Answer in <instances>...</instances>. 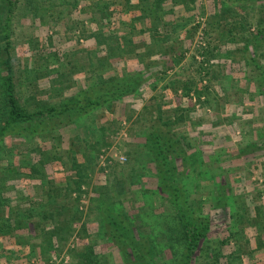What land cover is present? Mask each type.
Segmentation results:
<instances>
[{
  "label": "rangeland",
  "instance_id": "374dc122",
  "mask_svg": "<svg viewBox=\"0 0 264 264\" xmlns=\"http://www.w3.org/2000/svg\"><path fill=\"white\" fill-rule=\"evenodd\" d=\"M142 1L16 0L11 64L23 110L60 106L91 86L107 97L111 78L141 77L112 109L19 121L0 137V264H81L77 254L88 249L89 264H185L175 170L164 171L172 185L162 192L156 125L194 155L178 183L183 221L211 219L194 264H264L248 226L264 218V0ZM5 6L0 0V30ZM3 45L0 35V128L9 108ZM48 179L67 207L41 223L70 221L51 244L35 226L44 220L38 208H55ZM105 206L125 211L136 238L105 227Z\"/></svg>",
  "mask_w": 264,
  "mask_h": 264
},
{
  "label": "trees",
  "instance_id": "16d2710c",
  "mask_svg": "<svg viewBox=\"0 0 264 264\" xmlns=\"http://www.w3.org/2000/svg\"><path fill=\"white\" fill-rule=\"evenodd\" d=\"M4 1L6 3V6H5L6 15L1 24L2 29L0 30V35H1V40L4 44L3 50L7 54L6 58L2 60V63L6 66V71H5L6 78L4 81V94L7 98L9 108H8V119L3 124V126L0 128V137L4 136L5 134L11 131H16V130H11V129L15 127L14 125L19 121L22 122V121H28V120L29 121L30 120L32 121L42 120L44 118H49V116L50 117L60 116V115H63L64 113H69L71 116H74L75 114L78 115V113H81V112H84V113L91 112L92 110L98 107H101L102 105H106V104L110 106V109H112V106L110 103L122 98L128 92H131L134 90V88H132L129 84L132 83V81H134V77H141L140 74L138 73L136 75H131V77L125 76L124 78H121V79L115 78L116 81H114V79L111 78L113 82L110 83V86L108 85L105 93L103 92L102 94V95H106L107 97L105 96L99 97L98 95H96L98 88L91 86L90 88L79 91L72 98L64 101L63 104L60 106H47V108H44V109L38 108L37 110L32 111V112L23 110L18 104V100L16 98L14 73H13V67L11 64V59H12L11 26H12V19L14 16V11L16 9V0H4ZM139 1L143 2L142 0H139ZM230 1H236V2H240V3L247 5L249 3H254L255 1H261V0H230ZM160 118H161V123H162L163 121L162 117ZM163 125L168 126L170 125V123H168V121H165V122L163 121ZM38 126H39V123L35 125V127H38ZM151 134L153 135V139H155L154 141L156 144L155 146H156V149L158 150L157 157L161 158V160L163 161L162 165L165 166V169L162 172L167 171V172L174 173L173 170H175V179L174 178L172 179V181H175V189H174L175 194L172 198V202L175 200L176 211L178 212L181 218L180 219L181 226L179 229L181 238H184L187 241L186 243H187L188 249H187V254H186L187 260L185 261V264H194V261L197 255V248L200 245V240L202 239V237L204 236V233L207 230V225L211 224L210 217L207 218V220L203 222V225H201V227L197 225L195 222L183 221L185 208L183 207L182 202H181V198L183 196L182 188L178 183H179V179L183 178L186 174V173L182 174L184 173L183 171L188 170L187 163L185 162H188V165L190 164L191 161L194 162V159H193L194 155L190 156L189 154H187L186 151H184V149H180L179 151L177 147V143H178L177 138L174 139L172 136H169L167 134V131L158 125L154 127V130L151 132ZM150 142L152 143L153 141L150 139ZM72 150L74 151V149ZM171 160L172 161L174 160L175 164H171L172 162ZM177 162L178 163L182 162L181 164L182 168L180 167V164H178ZM165 172L163 173L162 176H159L160 178L159 185H161V189H163L162 192L166 191L165 189L167 188L166 186L165 187L162 186L163 183H165V185L167 186L172 185V184L169 185L168 182L166 183L167 180H166ZM48 184H50L49 185L50 188L46 192L47 196L49 197L48 205H50V207L55 205V208L46 209L44 207V209H42L44 205L41 206L42 208H38L36 206L39 210H41L42 212L41 217L42 219L44 218V220L40 222H36L35 226L37 230H41L45 233L44 234L45 238L43 237L44 241L46 240V243L51 244L55 236L57 237V239L59 238V241L60 239H63L62 233L65 230L64 226H66L65 225L67 224L66 222H70V221L67 219L66 216H63L62 220L59 219V223L56 227L51 226V225L45 226L44 224L41 223V222L45 223V221L50 220V218H53L54 215L57 216L58 214H60L61 209L63 207H67V204L63 203L61 205L62 206L61 208L60 203H57V199L59 198L58 194L60 193V192L58 193V191H61V188H59L55 183H53V180L51 179H48ZM118 184H119V181L116 183V187L118 186ZM79 187H80V184L78 183V188ZM105 187L114 190L113 186L107 185ZM64 188H69V186L66 185ZM69 191H71L70 188H69ZM57 204H59L60 208ZM77 208L74 207L73 209V212H74L73 216L75 215L73 218H75V220L82 218L81 212H79V209ZM110 208L111 206H109L108 208L107 206H105L104 208L105 212L108 211V213H106L107 217H105V221H104L105 227H106V224H109L110 226H112V228L110 229V232L115 234V236H118L119 234L121 236L122 233H126L129 231L133 234L132 235L133 239L136 238V233L134 232L135 227L128 220V216L125 213V211H122L121 214H111V212L108 210ZM32 210L34 209L31 208V211ZM14 220H15L17 227H21L23 225L28 224V223L23 224V220H21L20 218H17V219L15 218ZM248 222H249L248 226L253 227L256 231L257 246L259 248L261 247L264 248V242H263L264 240V218L260 220L253 218L252 220H249ZM104 225L102 226L104 227ZM114 225H116L115 228H114ZM27 241L28 240L24 239L23 241H18V243L19 244L29 243ZM30 243H31L30 246L33 250L35 245L32 242ZM246 243L248 244L251 243V239L247 238ZM239 247L240 248H238L237 250L238 251L237 258L241 257L239 253L241 252L242 246H239ZM131 248L135 249L132 246ZM255 250H256V247L251 248L250 251L246 252V254H250L254 256ZM92 253H93L92 249L85 250L81 252V254H77V257H78L77 259L81 262V264L92 263L93 262ZM232 254L230 255L231 257L235 256L234 254L233 255Z\"/></svg>",
  "mask_w": 264,
  "mask_h": 264
}]
</instances>
